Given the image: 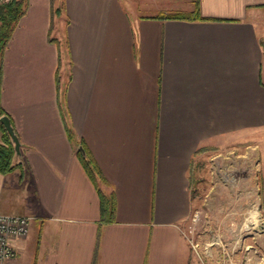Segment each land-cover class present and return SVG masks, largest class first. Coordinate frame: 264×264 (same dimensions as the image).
I'll return each instance as SVG.
<instances>
[{"label":"crops","instance_id":"1","mask_svg":"<svg viewBox=\"0 0 264 264\" xmlns=\"http://www.w3.org/2000/svg\"><path fill=\"white\" fill-rule=\"evenodd\" d=\"M196 1L29 0L0 92L23 177L0 173V210L34 219L5 264H203L186 233L198 159L246 154L248 140L264 220V0H200L204 20L159 16L192 15ZM83 144L115 199L111 222Z\"/></svg>","mask_w":264,"mask_h":264},{"label":"rangeland","instance_id":"2","mask_svg":"<svg viewBox=\"0 0 264 264\" xmlns=\"http://www.w3.org/2000/svg\"><path fill=\"white\" fill-rule=\"evenodd\" d=\"M54 35L64 37L61 24ZM198 162V170L194 172L200 186L198 208L186 225V233L197 244L204 264H219L223 249L235 260L250 259L248 264L255 261L264 264V232H255L252 224L254 212L263 220L254 141L248 140L246 154L215 148L199 157Z\"/></svg>","mask_w":264,"mask_h":264},{"label":"trees","instance_id":"3","mask_svg":"<svg viewBox=\"0 0 264 264\" xmlns=\"http://www.w3.org/2000/svg\"><path fill=\"white\" fill-rule=\"evenodd\" d=\"M29 7V0H0V92L2 87L3 78V56L5 49L12 38L14 29L20 19L26 14ZM61 7L54 10L55 14H59ZM160 17L174 18V19H201L205 18L201 14L200 0L196 1V10L194 14L189 15L186 13L176 12L169 14H161ZM6 114L2 108H0V117ZM0 131L2 132L3 139L0 142V173L6 175L12 173L16 169L21 170V178L23 177V165L22 163H16L15 157L17 155L15 146L11 137L4 125L0 122ZM68 132H71L68 129ZM83 150L80 148L77 151L78 157L85 168L88 176L94 183L100 198L101 215L104 223H108L114 220L116 213V202L114 197L107 196L101 187L104 179L101 175V171L94 161V158L86 145H82Z\"/></svg>","mask_w":264,"mask_h":264},{"label":"built area","instance_id":"4","mask_svg":"<svg viewBox=\"0 0 264 264\" xmlns=\"http://www.w3.org/2000/svg\"><path fill=\"white\" fill-rule=\"evenodd\" d=\"M33 219L29 215L6 214L0 210V264H5L16 255L17 242L29 235ZM194 247H197V244H194ZM206 252L208 257L213 258L212 253ZM199 256L204 264L205 261L201 258L200 253ZM249 260H235L229 251L223 249L219 264H248ZM254 264L262 263L255 261Z\"/></svg>","mask_w":264,"mask_h":264},{"label":"water","instance_id":"5","mask_svg":"<svg viewBox=\"0 0 264 264\" xmlns=\"http://www.w3.org/2000/svg\"><path fill=\"white\" fill-rule=\"evenodd\" d=\"M0 122L4 125L5 129L9 133L11 140L14 143L16 153L20 155L21 154V141L14 129L10 116L7 114L2 115L0 117ZM81 149L83 150V147H81ZM252 224H253V229L255 232L257 233L264 232V221L262 220V218L260 217L258 213H255L253 215Z\"/></svg>","mask_w":264,"mask_h":264},{"label":"bare ground","instance_id":"6","mask_svg":"<svg viewBox=\"0 0 264 264\" xmlns=\"http://www.w3.org/2000/svg\"><path fill=\"white\" fill-rule=\"evenodd\" d=\"M256 212H254L253 214H255Z\"/></svg>","mask_w":264,"mask_h":264}]
</instances>
